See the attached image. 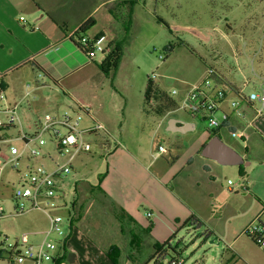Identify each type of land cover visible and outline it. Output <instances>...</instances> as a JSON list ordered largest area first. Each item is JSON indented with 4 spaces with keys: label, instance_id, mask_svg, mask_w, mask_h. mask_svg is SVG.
<instances>
[{
    "label": "crops",
    "instance_id": "1",
    "mask_svg": "<svg viewBox=\"0 0 264 264\" xmlns=\"http://www.w3.org/2000/svg\"><path fill=\"white\" fill-rule=\"evenodd\" d=\"M137 1L0 0V77L3 88L6 86L4 80L8 74L18 72L15 75H20L14 78L13 88L5 94L3 105H16L20 122V119H27L23 104L30 99L33 131L41 125V115L46 116L45 110L53 111L60 117L80 115V120L84 117L86 123L83 128H80L82 130L91 129L93 123L103 127L102 131L90 132L84 136L85 146L75 157L81 155L80 158L84 160L85 156L97 152L104 160V168L93 176L74 182L70 205L64 200L66 195L63 186V180L69 173L58 181V186L63 193L65 205L63 209L64 211L70 209L65 217L70 219V224L77 229L76 234H78L68 236L64 242L63 257L58 264H150V262L147 263V259L154 252L143 256L140 260L136 256L143 244L152 250L155 245L166 241L171 245L172 240L174 242L181 231L190 234L192 228L202 226V221L211 219L214 215L224 218L229 225L234 219L247 216L246 224L236 232L237 236L233 240L234 244L238 240H246L245 243L244 241L240 243L242 248L227 246L226 250L231 252L230 262L224 263L223 252L216 264H255L261 258L259 252L263 253V251L245 236L243 231L248 224L256 220L264 226V113L253 119V108L256 105L246 109V116L242 119L229 108V101L233 99L232 94L228 93L221 104L220 110L226 112L229 119L225 126L217 130L215 136L243 158L244 165L237 166L235 172L244 176L243 185L246 189L242 190L240 186H237L231 191L228 186V192H234L233 197H227L220 202L221 209L208 215L198 210V199L194 194L191 195L192 206H190L180 197V194L174 192L172 187L168 188L167 184L174 181L180 171L187 167L197 170L201 165L202 169L209 170L207 164L194 161V157L197 154L202 157L201 150L210 139V132L200 133L189 147L176 149V152L170 155L171 162L162 157L170 153L163 144L164 152L162 153H158L157 149L150 152L148 149L143 151L142 146L138 144L140 136H132V142L127 148L122 138L118 140L111 135L108 110L104 108L99 89L100 74L95 76L96 72H93L99 66L95 63L96 67H92L90 62L86 61L82 55L85 53L78 44V38L105 35L108 45L100 59L111 55L119 44L123 45L127 41V32L131 27L134 5H137ZM86 23L88 25L83 32L77 33ZM173 28L175 31H184L176 28L194 29L202 35L203 39L189 34L201 42H207L205 31L209 29H195L188 24H176ZM249 41L251 42L249 47L254 49L257 43ZM247 44L244 43V49L248 46ZM229 46L236 60L241 59L242 56L246 58L249 53L238 49L237 45ZM258 48L262 52L264 43H259ZM247 59L251 66L249 72L238 70L237 74L227 73L215 62L212 69L216 73L217 87L235 89L248 83L244 90L250 91L264 85V62L260 59L256 66L255 59L249 57ZM85 68L88 71L86 77L79 75V72ZM22 69L29 71L21 75ZM205 70L206 68L202 69L200 76L188 82L190 83L188 85L200 82ZM90 76L93 77L91 78L93 82L92 85L88 83V86L92 89L79 88L83 79L88 82ZM76 88L79 89L73 92ZM187 89L182 86L178 92L179 96L183 95ZM59 91L64 93L68 100L62 98ZM159 95L157 93V96ZM51 102L56 104L52 105ZM59 103L65 108L62 109ZM172 112L174 111L157 112L156 130L162 125L167 127V121L170 119H177L190 126V130L183 133V136L196 132L197 124L194 120L198 118L184 112L186 117L172 118L170 117ZM24 127L27 126L24 125ZM21 128L23 129L22 126ZM230 131L242 133L244 135L242 139L247 141L249 146H240L238 142L232 141L235 139L230 136ZM155 133L156 131L152 130V145H155ZM93 136H100L104 142L94 141ZM158 145L161 143H156V148ZM236 148L243 150V154L247 156V162H245V156L243 157ZM206 160L217 164L210 159ZM155 162H158L157 167H154ZM74 174L72 173V176ZM209 190V199L221 195V192L218 190L217 193L213 185L209 186ZM244 197L249 198L247 209H244L245 206L240 203ZM141 208H143L142 211H140ZM147 213H151V216L147 217ZM185 221L188 223L184 225ZM47 229L46 223L38 241L42 239ZM205 230L215 235L212 230L208 228ZM202 235L192 234V248L197 246L198 249H202L203 244L199 243V240L206 244L210 239L203 241ZM113 246L118 247L119 251H110ZM246 246L249 247L246 248ZM109 251L114 256L115 262L107 256ZM162 252L156 254L155 259H159ZM183 264L205 263L203 258H194L193 255L188 262L183 259Z\"/></svg>",
    "mask_w": 264,
    "mask_h": 264
},
{
    "label": "rangeland",
    "instance_id": "2",
    "mask_svg": "<svg viewBox=\"0 0 264 264\" xmlns=\"http://www.w3.org/2000/svg\"><path fill=\"white\" fill-rule=\"evenodd\" d=\"M134 6L131 27L129 31L127 30V41L123 43L121 49L114 56L108 55L101 60L98 55L95 59L89 60L85 54L82 55L86 61L90 62L92 67H96L95 63L99 66L93 72H96L95 76L100 74L98 78L100 82L99 89L104 108L108 110L111 135L118 138V140L122 138L127 148L132 142V136H140L138 137V144L142 146L143 151L148 149L149 152L156 149V143H161L170 151L162 157L171 162L170 155L174 154L176 149L189 147L200 133L206 134L208 126L206 120L198 118L194 120L197 124L196 132L187 134V136L168 132L165 125L156 130L158 120L156 109L160 105V98L165 97L174 100L176 96L171 95L172 90L179 92L182 86L189 89L191 85H188L190 84L188 82L197 79L202 69L214 68L215 62L231 74H237L238 70L249 72L251 66L248 57L255 59L254 64L256 66L260 59L264 62V50L260 52V48H258L259 43H264V0H138L137 5ZM157 19H161L164 24L158 22ZM176 24L192 25L195 29H209V31H205L207 42H201L188 32L173 30ZM249 40L257 43L254 49L249 47L251 44ZM244 43H248L245 49L243 48ZM169 45L172 47V51L165 52L164 48ZM229 45H237L238 49L249 52L247 57L242 56L239 60L234 59L232 48L230 50ZM159 55H163V60L159 59ZM25 71L29 70L22 69L20 74L22 75ZM17 73L8 74L5 78V94H8L13 88L14 78L20 76H16ZM87 73V68H85L79 72V75L86 77ZM152 73H155L157 77L152 81L153 105L150 106L144 100V91L148 84L147 78ZM89 78L88 82L83 79V83L79 85V88L92 89L88 86V83L92 85L93 80L91 78L93 77L90 76ZM96 79L95 77V82ZM79 88L73 89V92ZM248 90L246 91L249 92ZM157 93L160 95L157 96ZM59 94L62 98L68 100L67 96L63 95L64 93L59 91ZM51 104L55 105L56 103L51 102ZM58 105L62 109L65 108L61 103ZM23 106L27 119H20V126L23 127L22 131L31 134L34 131L32 130V104L30 99H27ZM174 109L175 107L171 110L174 111ZM44 112L46 116L41 115L42 122L47 116L60 117L53 111L45 110ZM170 117L183 118L186 115L181 111H174ZM216 118L218 119L220 116L216 115ZM84 119V117L81 118L79 129L84 127L86 123ZM24 125L27 127H24ZM18 129H20L19 126L10 130V134L15 136ZM152 130L156 131L154 135L155 145H152ZM99 133L102 134L103 132ZM105 137L108 136L105 135ZM93 138L94 141L104 142L100 136H93ZM234 139L232 141L238 142L240 146L248 145L247 141L243 139ZM44 140L45 144L42 146H38L37 143H32L29 146L32 151L37 150L39 152V157L33 159L32 163L34 165L42 164L47 171H51L54 163L62 164L65 162V158L58 152L53 141H50L47 136L44 137ZM109 141L113 142L114 140ZM13 145L18 151H21L22 146L19 142H14ZM237 151L243 157L245 156L241 148H238ZM46 154H49L50 159L46 157ZM80 156L75 157L72 161V169L63 180L66 195L64 200L68 205L72 203V186L74 182L93 176L104 168V160L99 153H91L85 156L84 160ZM26 157L27 154H24L23 158L20 159V169L25 166ZM246 157H244L245 162L248 161ZM194 161L207 164L209 170L202 169L201 165H197L200 167L197 170L187 167L181 170L178 177L167 186L168 188L172 187L174 192L180 194V197L190 206H192L191 195L194 194L198 199L197 208L203 214L207 213L208 215L219 211L221 209L219 207L220 202H223L227 197H233L234 194V192H230L231 194L228 192L229 185L227 181L229 180L233 184L243 183L244 176L235 172L237 166L215 164L202 158L199 154L194 157ZM157 163H154V167H157ZM72 173H75L74 176H72ZM15 179L16 175L7 169L0 172V205L4 209V218L0 222V230L3 235L5 234L8 237L9 242L16 240L21 245L32 244L40 239V232H42L46 223L48 224V219L44 214L36 211L22 215H9L11 213V205L8 201L10 188L6 187L5 183L8 181L14 182ZM197 184L199 185L197 186ZM212 185L217 189V193L218 190L221 192V195L209 199V186ZM240 203H243L244 209H247L246 205L249 203V198H242ZM142 210L143 208L140 209V211ZM68 211L70 209H65V211L61 209L59 214L65 217ZM246 217L243 218L242 216L234 219L229 225L224 218L221 219L214 215L213 218L202 221V226L192 228L190 234L181 231L179 237L174 242L172 240L173 243L171 242L172 250L168 249L166 254L163 252L162 256L157 259V263L169 264L171 258L175 257L188 262L191 256L194 255V258H203L205 264H216L223 252L225 261L230 262L231 252L227 251L226 247L242 248L240 243L242 241L245 243L246 240H238L235 244L233 240L237 236L236 232L240 231L246 224ZM206 228L212 230L215 235H212L206 244L199 240V243L203 244L202 249H198L197 246L192 248V234H203ZM70 234L78 235L75 229L70 231L66 228L65 241ZM243 237L247 239L245 236ZM210 241L213 242L210 243ZM152 252H155L154 249L146 248L143 244L136 256L140 260L143 256L145 257ZM259 255L262 259L260 258L255 264H264V254L260 251ZM0 264L4 263L0 262ZM150 264L154 263L150 261Z\"/></svg>",
    "mask_w": 264,
    "mask_h": 264
},
{
    "label": "built area",
    "instance_id": "3",
    "mask_svg": "<svg viewBox=\"0 0 264 264\" xmlns=\"http://www.w3.org/2000/svg\"><path fill=\"white\" fill-rule=\"evenodd\" d=\"M22 20V18H21ZM78 44L89 60L96 56H101L107 49V38L100 34L95 37L80 36ZM165 52H168L164 49ZM163 55L159 59L163 60ZM157 75L152 73L147 80L152 84ZM216 73L212 68H206L203 79L193 84L187 91L179 96L176 90H172L171 95L176 96V108L174 111H182L191 117L206 120L208 129H220L228 122V114L221 111V104L226 99L228 93L233 99L229 101L230 110L242 119L246 116V109L253 108V119L260 117L264 113V85L249 92L244 90L248 83H244L241 88L220 89L217 87ZM153 91V90H152ZM5 93L0 77V172L9 170L16 175L14 182L8 181L6 187L10 188L9 203L11 213L9 215H22L29 212H40L48 219V229L42 239L36 243L21 245L16 240L9 242L8 237L0 230V262L4 264H55L64 253L65 231L74 229L68 217H63L59 211L64 208L63 193L58 186L64 176L71 171L70 163L73 158L80 153L84 146V136L90 132L102 131V125L93 123L91 129H79L80 115L71 117L63 115L61 117H46L37 129L27 134L20 126L17 106H4ZM148 105H153L152 92L147 98ZM219 113L220 118H216ZM250 123V122H249ZM15 136L10 134V130L17 127ZM56 144L58 152L65 158L62 164H53L52 170L47 171L44 165H34L33 159L39 157V152L29 148L32 143L42 146L45 144L44 137ZM230 136L241 140L244 135L240 132L230 131ZM14 142H19L21 151L14 147ZM157 152H164L162 145L157 146ZM27 154L26 164L20 169V159ZM46 157L50 159L49 154ZM58 180V181H57ZM230 190L240 186L245 190L243 183L233 184L227 181ZM1 197V192H0ZM1 201V198H0ZM151 213H147V217ZM4 218V209L0 205V222ZM247 236L264 253V226L257 220L248 224L244 231ZM169 264H183L182 258L171 260Z\"/></svg>",
    "mask_w": 264,
    "mask_h": 264
},
{
    "label": "water",
    "instance_id": "4",
    "mask_svg": "<svg viewBox=\"0 0 264 264\" xmlns=\"http://www.w3.org/2000/svg\"><path fill=\"white\" fill-rule=\"evenodd\" d=\"M177 30H184L188 33H191L199 38H202V35L194 29H181L176 28ZM181 124V126H178ZM192 126V125H191ZM166 130L171 133H185L190 130L188 124H183L177 119H170L167 122ZM202 157L210 159L222 166H241L244 165L243 158L230 146L223 143L217 136L210 138L207 143L203 146L201 150ZM211 243L213 241H210Z\"/></svg>",
    "mask_w": 264,
    "mask_h": 264
},
{
    "label": "trees",
    "instance_id": "5",
    "mask_svg": "<svg viewBox=\"0 0 264 264\" xmlns=\"http://www.w3.org/2000/svg\"><path fill=\"white\" fill-rule=\"evenodd\" d=\"M157 21L160 22V23H162V24H164V22H163L161 19H157ZM87 23H88V22H87ZM87 23H86L84 26H82V27L77 31V33H81V32H83L84 28L88 25ZM121 47H122V44H119V45L114 49V51H112V54H111L110 56H111V57L114 56V55L116 54V52H117L118 50L121 49ZM164 49L167 50L168 52H171V51H172V47H171L170 45H169V46H166ZM108 58H110V57H108ZM108 58H107V59H108ZM107 61H108V60H107ZM152 90H153V88H152V84H151L150 82H148V84H147V86H146V88H145V91H144V100H145V101H147V98L149 97V95H150V93L152 92ZM173 107L176 108V101H175V100H171V99H168V98L162 97V98H160V105L157 107L156 112L163 113V112H165V111L171 110ZM217 130H219V129H216V130H212V131H211V137H213V136L216 135ZM211 137H210V138H211ZM197 222H198V221H197ZM187 223H188V221H185L183 224L185 225V224H187ZM202 236H203V241H206V240H208V239L212 236V232H211V231H208V230H205V231L203 232V235H202ZM168 249H169V250H172V248H171V246H170V244H169L168 241H166V242H164L163 244H160V245H155V246H154V251H155V252H154L151 256L148 257V259H147V263L150 262V261H153L154 264H159V263H157L158 260L155 259L156 254H158L160 251H163L164 254H166ZM110 251H116V252H118L119 249H118V247L113 246V247L110 248ZM110 251L107 253V256L110 258V260H111L112 262H115V261H114V256L111 254ZM163 252H162V254H163ZM162 254L159 256V258L162 256ZM62 257H63V256H62ZM62 257H61V258H60L55 264H58L59 261L62 259ZM154 259H155V260H154ZM176 259H177V257H175V258H171V260H176ZM224 263H226V261H225Z\"/></svg>",
    "mask_w": 264,
    "mask_h": 264
}]
</instances>
